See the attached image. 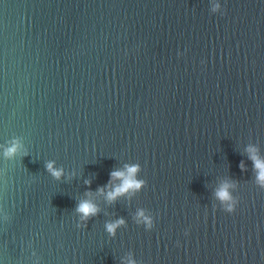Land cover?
<instances>
[{"label":"water","instance_id":"1","mask_svg":"<svg viewBox=\"0 0 264 264\" xmlns=\"http://www.w3.org/2000/svg\"><path fill=\"white\" fill-rule=\"evenodd\" d=\"M253 156L264 0H0V264H264Z\"/></svg>","mask_w":264,"mask_h":264},{"label":"clouds","instance_id":"2","mask_svg":"<svg viewBox=\"0 0 264 264\" xmlns=\"http://www.w3.org/2000/svg\"><path fill=\"white\" fill-rule=\"evenodd\" d=\"M17 151V146L14 144L13 146L9 147L6 150L5 155L6 156H12L16 153ZM254 160L255 167L256 169L259 170L258 173V181L264 185V161L259 160L255 156L251 157ZM139 166L138 165H132V166H127L126 171H114L111 173L112 178H119L122 180V183L118 186H115L112 191H109L107 193V200L110 202L115 201V199L126 193L129 190H139L143 185L144 181H137L135 179V174L138 171ZM241 168L243 169V162H241ZM46 169L51 175L56 178L60 179V177L63 175V170L62 169H54L53 164L51 162L47 163ZM228 185L225 184L219 191H217L216 195L221 201H228L230 200V195L228 192ZM99 191H103V189H99ZM77 213L80 214V219L81 221L84 222V227H86V222L93 216H96L99 212L98 206H96L94 203L88 201V200H83L81 201L76 208ZM226 211L229 213L234 211V205L229 204ZM140 217H144V213L141 211L138 213ZM145 222L147 223V226L150 228L151 221L147 218L144 217ZM124 224L123 218L118 219L117 221L113 223H107L106 224V229L109 233L115 234V229L119 227L120 225ZM79 226V225H78ZM188 233L186 232L185 235ZM177 244H179V241H177Z\"/></svg>","mask_w":264,"mask_h":264}]
</instances>
